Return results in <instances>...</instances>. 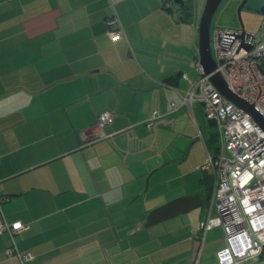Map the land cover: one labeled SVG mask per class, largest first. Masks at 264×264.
<instances>
[{
	"label": "crops",
	"instance_id": "1",
	"mask_svg": "<svg viewBox=\"0 0 264 264\" xmlns=\"http://www.w3.org/2000/svg\"><path fill=\"white\" fill-rule=\"evenodd\" d=\"M164 2L0 0V219L27 225L0 233V264H22L12 245L31 264H195L194 233L215 212L214 141L201 103L182 102L198 75L194 10ZM183 195L201 206L146 224ZM223 242L208 230L198 264H218Z\"/></svg>",
	"mask_w": 264,
	"mask_h": 264
},
{
	"label": "built area",
	"instance_id": "2",
	"mask_svg": "<svg viewBox=\"0 0 264 264\" xmlns=\"http://www.w3.org/2000/svg\"><path fill=\"white\" fill-rule=\"evenodd\" d=\"M165 0L164 6H172ZM107 34L111 40L123 34L115 17L108 19ZM115 25V26H114ZM212 33V34H211ZM210 33V48L219 71L228 88L252 104L264 116V20L257 31L244 27H214ZM198 72L182 95V102L191 108L194 102L203 103L207 121L216 128V140L206 147L203 168L213 175L212 200L215 212L199 221L194 237L198 240L195 264L199 263L206 232L219 227L223 245L216 250L218 264H237L257 259L264 251V130L253 117L221 94L210 82L200 61ZM159 115L153 111L145 120L151 127ZM112 114L98 115L99 127L111 121ZM102 135V133H101ZM27 225L20 221L0 219V233L12 237ZM22 264L31 261V253H21L12 245L5 248Z\"/></svg>",
	"mask_w": 264,
	"mask_h": 264
},
{
	"label": "water",
	"instance_id": "3",
	"mask_svg": "<svg viewBox=\"0 0 264 264\" xmlns=\"http://www.w3.org/2000/svg\"><path fill=\"white\" fill-rule=\"evenodd\" d=\"M222 0H205L203 10L198 22V52L199 61L204 72L209 75L210 82L215 88L227 97L230 101L242 108L259 124L264 130V116L260 114L252 104L234 94L227 86L222 74L216 70V62L212 56L210 48V28L213 16ZM247 0H242L237 9V15L240 22V27H244L241 18V10ZM174 4L180 6L178 14L184 19L191 18L192 10L184 7L185 0H172ZM258 13L264 15V5L258 10ZM203 107V103H201ZM205 114V112H204ZM206 117V114H205ZM202 198L200 196L183 195L166 201L165 203L151 209L147 216L146 224L151 225L159 221L173 217L179 213L189 211L201 206Z\"/></svg>",
	"mask_w": 264,
	"mask_h": 264
},
{
	"label": "rangeland",
	"instance_id": "4",
	"mask_svg": "<svg viewBox=\"0 0 264 264\" xmlns=\"http://www.w3.org/2000/svg\"><path fill=\"white\" fill-rule=\"evenodd\" d=\"M186 6H190L194 10V20L198 27V22L203 10L205 0H186ZM242 0H222L219 4L211 23L210 33L214 27H228L238 28L240 22L237 15V9ZM264 5V0H247L241 10V18L245 30L257 31L264 20V15L257 12V10ZM179 5L173 3V8H178ZM212 34V33H211ZM200 109V108H199ZM208 136L216 140V128L214 125L209 124ZM191 164L188 162L189 166ZM205 208V207H204Z\"/></svg>",
	"mask_w": 264,
	"mask_h": 264
},
{
	"label": "trees",
	"instance_id": "5",
	"mask_svg": "<svg viewBox=\"0 0 264 264\" xmlns=\"http://www.w3.org/2000/svg\"><path fill=\"white\" fill-rule=\"evenodd\" d=\"M213 141H214V140H213V137L211 136L210 139H209V143H210V142H213Z\"/></svg>",
	"mask_w": 264,
	"mask_h": 264
}]
</instances>
